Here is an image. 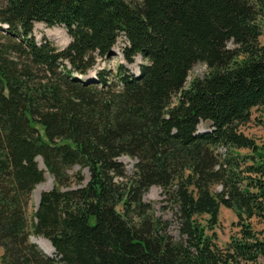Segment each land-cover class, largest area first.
Here are the masks:
<instances>
[{
  "label": "trees",
  "instance_id": "16d2710c",
  "mask_svg": "<svg viewBox=\"0 0 264 264\" xmlns=\"http://www.w3.org/2000/svg\"><path fill=\"white\" fill-rule=\"evenodd\" d=\"M120 35L138 73L83 77ZM261 35L264 0H0V264H264V143L239 130L253 109L264 130Z\"/></svg>",
  "mask_w": 264,
  "mask_h": 264
},
{
  "label": "rangeland",
  "instance_id": "374dc122",
  "mask_svg": "<svg viewBox=\"0 0 264 264\" xmlns=\"http://www.w3.org/2000/svg\"><path fill=\"white\" fill-rule=\"evenodd\" d=\"M32 34L37 41H40L43 38L50 39L57 46L64 47L69 41L70 36L62 24H54V25H46L42 21H35L32 28ZM260 41L264 43V36H260ZM126 44L125 37L123 35L118 36L117 41L111 48V52L105 56H97V61L94 65V68L90 70L87 75L83 77L87 79H93L95 73L98 69L108 68L114 70L118 63H124L126 67L129 69L130 73L137 74L139 71V64L143 61V58L140 54L135 55L134 62L127 63L124 60V56L122 53V47ZM207 68L203 63H196L192 66L186 84L194 78V77H202L206 74ZM257 109L252 110L251 120L241 124L239 126V130L242 131L246 136L251 137L256 140L258 143H264V130L257 124L254 123V117L258 114ZM208 126L206 123L199 124L198 130L205 129ZM222 148H220L221 150ZM224 151V150H223ZM127 166V169L130 170L133 164V160L127 157L121 159ZM49 177L46 176V180L40 184H46L49 181ZM39 185V184H38ZM38 185L32 191V200L30 210L34 209L36 203L35 190ZM144 200L147 202H151L155 205V208L158 210V215H161L159 211L160 200H161V191L158 187H151L148 192L144 195ZM164 218H168L169 215H163ZM237 217L235 213L225 207H221L219 212V226L216 228L217 232V244L219 246H224L230 239V237L237 233L238 227L236 225ZM255 230L260 231L264 228V223L259 222L256 218L251 220ZM34 238V237H31Z\"/></svg>",
  "mask_w": 264,
  "mask_h": 264
},
{
  "label": "bare ground",
  "instance_id": "6f19581e",
  "mask_svg": "<svg viewBox=\"0 0 264 264\" xmlns=\"http://www.w3.org/2000/svg\"><path fill=\"white\" fill-rule=\"evenodd\" d=\"M50 187V180L46 183V184H40L38 185L37 189L35 190V197L36 199L38 198V196L40 195V193L46 189H48ZM38 245L47 253L51 254L53 252V249L50 245V243L43 239V238H33Z\"/></svg>",
  "mask_w": 264,
  "mask_h": 264
},
{
  "label": "water",
  "instance_id": "95a60500",
  "mask_svg": "<svg viewBox=\"0 0 264 264\" xmlns=\"http://www.w3.org/2000/svg\"><path fill=\"white\" fill-rule=\"evenodd\" d=\"M112 50V49H111ZM37 160H38V162H39V165L40 166H43V164H42V161H41V158L40 157H37ZM85 172H87V170H85ZM48 175V174H47ZM50 179V187L48 188V189H51L52 188V180H51V178H49ZM48 189H46V190H48ZM40 196V195H39ZM39 196H38V198L36 199V203H35V208H37V206L39 205ZM31 241L32 242H34V243H36L37 245H38V243L33 239V238H31ZM50 243V242H49ZM51 244V243H50ZM39 246V245H38ZM52 246V245H51ZM40 247V246H39ZM41 248V247H40ZM42 249V248H41ZM43 250V249H42ZM44 251V250H43ZM45 252V251H44ZM45 253H47V252H45ZM47 254H49V253H47ZM50 255V254H49Z\"/></svg>",
  "mask_w": 264,
  "mask_h": 264
}]
</instances>
